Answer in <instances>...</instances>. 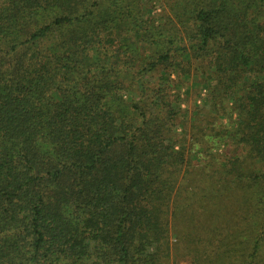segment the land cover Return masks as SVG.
<instances>
[{
	"label": "trees",
	"instance_id": "obj_1",
	"mask_svg": "<svg viewBox=\"0 0 264 264\" xmlns=\"http://www.w3.org/2000/svg\"><path fill=\"white\" fill-rule=\"evenodd\" d=\"M145 8L0 0V264H264V0Z\"/></svg>",
	"mask_w": 264,
	"mask_h": 264
},
{
	"label": "rangeland",
	"instance_id": "obj_2",
	"mask_svg": "<svg viewBox=\"0 0 264 264\" xmlns=\"http://www.w3.org/2000/svg\"><path fill=\"white\" fill-rule=\"evenodd\" d=\"M141 2L146 6L145 17L152 19L154 23L156 24H161L163 17L165 16V14L168 13L169 8L172 6V3L174 2V0H141ZM171 78L175 80V78L177 77L175 74H173ZM159 80L160 78H159L158 72H156L154 76L150 78L151 83L157 82ZM199 80H200V77L198 78L190 77V79L184 82L179 88L181 92V99L177 103L178 104L177 107L179 106L183 111H185L184 112L185 114L183 115V117H184V120L186 119L187 120L186 122L188 123H189L190 114L197 112V110L200 109L201 106L203 105L204 98H206L207 90L205 89V87L193 85V82L195 83ZM174 91L175 90H172L171 92H174ZM225 121L228 122L229 120L227 119L223 120V122ZM218 123L219 122H217L216 125ZM176 131L177 133L180 134L181 132H183L182 127L177 126ZM225 147L226 146L224 144V145H221L220 147L219 146L216 147V149L214 150H216L219 153H222L223 151H225L226 149ZM233 150H234V147H229L227 153L232 154ZM185 170H186L185 167H183L181 171L182 173L179 178L183 176V174L185 173ZM236 197L237 198L234 197L235 199L231 197L229 199L224 200L222 204V209L221 211L218 212L219 217L225 220L227 219L228 220L227 223L230 225L235 224V220L237 221V219L241 216L240 210H242V206L248 203L246 199L241 198L240 195L237 194ZM203 212L204 211L202 210L200 211L201 216ZM171 220L174 221V217L172 218V216H170V223H169L170 231H169V238L167 242L168 243V255L166 256L164 260V264H166V262H168V264H189L190 262L189 257L188 255H185V251L182 249V246L180 244V239H178L176 235V234H179V229H177L176 231H173L171 229ZM198 220H200V218ZM176 222L178 223L177 215L175 216V223ZM195 224L198 225V221ZM180 226L184 227V225L181 223H180ZM187 230L188 229H186V231ZM197 230H199V233L197 235L195 234V237L190 236L191 240H194L199 236L205 237L206 231L202 229H197Z\"/></svg>",
	"mask_w": 264,
	"mask_h": 264
}]
</instances>
